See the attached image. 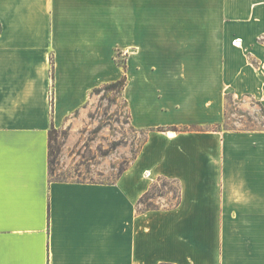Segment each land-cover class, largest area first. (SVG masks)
<instances>
[{
    "label": "crops",
    "instance_id": "crops-1",
    "mask_svg": "<svg viewBox=\"0 0 264 264\" xmlns=\"http://www.w3.org/2000/svg\"><path fill=\"white\" fill-rule=\"evenodd\" d=\"M116 50L139 152L111 183L51 178L50 127L76 138ZM253 54L264 0H0V264H216L239 215L264 229V130L215 127L264 84ZM156 179L178 199L142 211Z\"/></svg>",
    "mask_w": 264,
    "mask_h": 264
},
{
    "label": "rangeland",
    "instance_id": "rangeland-1",
    "mask_svg": "<svg viewBox=\"0 0 264 264\" xmlns=\"http://www.w3.org/2000/svg\"><path fill=\"white\" fill-rule=\"evenodd\" d=\"M259 40L263 41L261 38ZM115 56L120 63L126 64L123 53L116 50ZM250 62L264 70V60L261 61L256 55H250ZM108 83L96 87L98 90H92L84 111L75 119L78 134L69 145L65 144L67 129L51 132V178L111 183L139 152L147 130L132 126L123 89L108 88ZM257 92L242 93L236 97L231 93L224 95V117L215 127L246 132L264 130V84ZM177 196V183L156 179L141 199V209L173 206ZM248 216L239 215L238 228L223 231V257H216V264H264V229H250Z\"/></svg>",
    "mask_w": 264,
    "mask_h": 264
},
{
    "label": "trees",
    "instance_id": "trees-1",
    "mask_svg": "<svg viewBox=\"0 0 264 264\" xmlns=\"http://www.w3.org/2000/svg\"><path fill=\"white\" fill-rule=\"evenodd\" d=\"M120 53V51H118ZM115 60H116V63L121 67V70H122V74L120 76V78L116 79L115 81H112L110 83H108L106 85V87L108 88H118L119 90H122L124 89L125 85H126V82H127V74H126V64L125 62H121L119 60H117V57L115 56L114 57ZM52 64V63H51ZM94 90H98L96 88L93 89ZM172 130H178L177 127H172L171 128ZM179 129H187V126H183V127H179ZM158 130H165L161 127H158ZM57 131V129H55L54 127H50V130H49V143H48V161H49V158H50V141H51V132L55 133ZM64 134L66 133L64 130H63ZM148 193V191L143 195L145 196L146 194ZM143 196L141 197V199L143 198ZM140 199V202H142V200ZM178 199V197H177ZM147 209H153L152 207H148ZM159 264H171V263H166V262H161Z\"/></svg>",
    "mask_w": 264,
    "mask_h": 264
},
{
    "label": "bare ground",
    "instance_id": "bare-ground-1",
    "mask_svg": "<svg viewBox=\"0 0 264 264\" xmlns=\"http://www.w3.org/2000/svg\"><path fill=\"white\" fill-rule=\"evenodd\" d=\"M236 40H238V39H235V40L233 41L234 44H235V41H236Z\"/></svg>",
    "mask_w": 264,
    "mask_h": 264
}]
</instances>
